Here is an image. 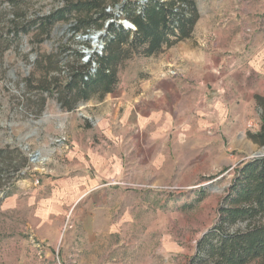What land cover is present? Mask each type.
I'll return each mask as SVG.
<instances>
[{
    "label": "rangeland",
    "instance_id": "obj_1",
    "mask_svg": "<svg viewBox=\"0 0 264 264\" xmlns=\"http://www.w3.org/2000/svg\"><path fill=\"white\" fill-rule=\"evenodd\" d=\"M64 1L0 0V40H10L0 61V264H189L236 170L264 155L247 137L264 131V0H196L200 17L188 41L118 64L121 85L140 74L153 84L167 76L185 84L187 60L176 53L200 49L215 83L204 89L203 107L185 103L166 131H143L140 171L129 165L136 156L127 149L124 179L109 191L115 204L105 198L99 207L89 199L68 206L47 181L63 173L73 139L103 156L105 134L118 133L124 110L96 97L71 112L60 106V88L49 82L64 84L65 71L96 47L95 33L73 32V15L49 28L40 24ZM111 2L105 0L106 11L114 14L121 0ZM40 97L45 105L37 114ZM106 178L101 173L99 182Z\"/></svg>",
    "mask_w": 264,
    "mask_h": 264
},
{
    "label": "trees",
    "instance_id": "obj_2",
    "mask_svg": "<svg viewBox=\"0 0 264 264\" xmlns=\"http://www.w3.org/2000/svg\"><path fill=\"white\" fill-rule=\"evenodd\" d=\"M115 3L116 0L111 2ZM72 15L76 20L74 33H104L100 54H92L87 61L78 54L77 59L83 63L65 71L64 84L54 79L49 82L60 88V106L68 112L76 110L80 102L94 97L102 100L113 92L122 60L162 53L189 38L199 18L196 0H124L117 17L128 20L135 29H126L115 21L105 27L107 20L116 19L106 11L105 0H65L61 8L40 19V24L49 28ZM9 44L8 37L0 40V61ZM44 105L45 100L40 97L37 114ZM247 137L264 147V131L249 133ZM189 264H264V156L252 158L236 170L219 206L217 220L196 242Z\"/></svg>",
    "mask_w": 264,
    "mask_h": 264
},
{
    "label": "crops",
    "instance_id": "obj_3",
    "mask_svg": "<svg viewBox=\"0 0 264 264\" xmlns=\"http://www.w3.org/2000/svg\"><path fill=\"white\" fill-rule=\"evenodd\" d=\"M181 43L182 41L178 42V44ZM180 52L176 53V56L179 59L182 55L181 59L187 60L188 66L184 68V72L190 78H188L190 83L183 84L178 79H171L167 76L164 80H159V84H153L150 79L144 78L140 74L132 84L121 85L119 81L113 92L103 97L102 103L117 102L119 107L123 106L124 108L119 120L118 133L115 134L111 132L110 128L108 129L105 135L109 141L107 145L109 150L104 151L103 156L93 153L89 145L76 143V140L73 139V146L69 152L70 156L67 155V159L70 161L66 163L61 161L63 173L58 177L56 175L47 178V181L54 185V194L63 197L64 204L74 206L82 200L89 199L92 204L94 203L95 206L99 207L106 200L105 198L111 201L108 204H115V199L109 191H111V186L124 179L123 174L126 172L127 165L125 152L127 149L131 148L129 152H132V156L137 158L133 162H129V165L138 169V166L144 164L140 150V147L146 143V133L143 131H147L148 126H155L157 131H166L167 126L173 125L172 122L176 117L183 116L178 110L185 103L204 106L206 100L203 91L207 86L215 83L212 77L215 75L210 72L212 71L210 65L213 66V64L207 62L205 51L200 49L196 51L185 48ZM215 53L218 54V56H213L217 66L218 61H221L222 54L219 50H216ZM173 60L175 61L174 57L167 60L168 66H171V62L174 64ZM217 84L220 86L221 82ZM215 108H219V104H216ZM112 121L115 122L116 120L114 118L109 119L110 123ZM197 125H199V121H197ZM85 128H89V126L87 125ZM138 131L141 133H137ZM80 136L88 137L84 134ZM151 140L152 138H150ZM86 141L89 140L86 139ZM55 164L57 163L54 162ZM71 164L77 167V174L74 173L73 169L69 170ZM152 165L156 167L157 163L152 164L151 162L150 169ZM54 167L56 169L58 166L55 165ZM155 169L157 170V168ZM94 170L98 172L96 177L93 175ZM101 173L107 177L104 183L99 182ZM105 257L109 258V253ZM89 258L93 260V255Z\"/></svg>",
    "mask_w": 264,
    "mask_h": 264
},
{
    "label": "built area",
    "instance_id": "obj_4",
    "mask_svg": "<svg viewBox=\"0 0 264 264\" xmlns=\"http://www.w3.org/2000/svg\"><path fill=\"white\" fill-rule=\"evenodd\" d=\"M133 1H145V0H133ZM124 0H121V2L119 4H116L115 5V13L114 15L116 16V19H110V20H107L105 22V27L109 24V23H112L113 21H115L116 23L122 25L124 28L126 29H129V30H134L135 27L126 19L124 18H119L117 17L118 16V13L120 12V6L123 4ZM99 31H93L92 33H97ZM102 32L104 33V30H102ZM103 36V34L100 36V38L97 40V43H96V47L97 49L94 48V50H92L90 53H88V55H85V53H83L84 55V58H83V61H87L89 59V57L94 54V53H101V50H102V42H101V37ZM93 36H90V39H92ZM85 39H87V37H84Z\"/></svg>",
    "mask_w": 264,
    "mask_h": 264
},
{
    "label": "bare ground",
    "instance_id": "obj_5",
    "mask_svg": "<svg viewBox=\"0 0 264 264\" xmlns=\"http://www.w3.org/2000/svg\"><path fill=\"white\" fill-rule=\"evenodd\" d=\"M102 34H103V32L102 31H99V32H97V33H95L93 35V37H92L93 40H90V41L93 43V45L95 44L94 47L96 46L97 40L100 38V36Z\"/></svg>",
    "mask_w": 264,
    "mask_h": 264
},
{
    "label": "water",
    "instance_id": "obj_6",
    "mask_svg": "<svg viewBox=\"0 0 264 264\" xmlns=\"http://www.w3.org/2000/svg\"><path fill=\"white\" fill-rule=\"evenodd\" d=\"M261 156H264V155H260V154H256L255 157H261Z\"/></svg>",
    "mask_w": 264,
    "mask_h": 264
}]
</instances>
